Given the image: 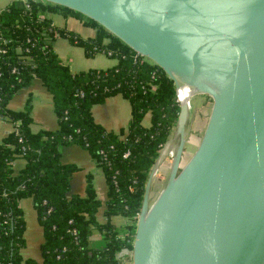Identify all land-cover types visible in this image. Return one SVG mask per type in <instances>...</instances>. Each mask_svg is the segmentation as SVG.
Here are the masks:
<instances>
[{
  "label": "water",
  "instance_id": "1",
  "mask_svg": "<svg viewBox=\"0 0 264 264\" xmlns=\"http://www.w3.org/2000/svg\"><path fill=\"white\" fill-rule=\"evenodd\" d=\"M45 1L96 21L175 85L176 150L153 200L156 160L148 174L131 264H264V0ZM195 95L210 104L182 163Z\"/></svg>",
  "mask_w": 264,
  "mask_h": 264
},
{
  "label": "trees",
  "instance_id": "2",
  "mask_svg": "<svg viewBox=\"0 0 264 264\" xmlns=\"http://www.w3.org/2000/svg\"><path fill=\"white\" fill-rule=\"evenodd\" d=\"M48 11L82 19L95 28L94 35L56 26ZM57 36L83 46L87 55L105 52L117 63L72 71L53 48ZM34 78L52 95L59 121L54 130L30 129L29 99L21 110L7 107ZM116 93L131 104L128 125L120 131L107 129L91 111L94 103ZM176 98L174 82L161 67L80 12L45 0H10L1 7L0 116L15 124L0 142V264H120L132 248L148 174L178 116ZM69 143L88 149L103 169L108 185L104 215L119 213L128 217L126 224L97 219L101 202L90 175L84 194L69 193L77 166L60 160V148ZM18 156L25 164L14 173L12 161ZM26 196L43 230L41 262L21 253L26 222L19 201ZM93 229L105 238L103 246H90Z\"/></svg>",
  "mask_w": 264,
  "mask_h": 264
},
{
  "label": "crops",
  "instance_id": "3",
  "mask_svg": "<svg viewBox=\"0 0 264 264\" xmlns=\"http://www.w3.org/2000/svg\"><path fill=\"white\" fill-rule=\"evenodd\" d=\"M10 0H0V8L3 7ZM51 11H48L46 14L49 16ZM65 21L69 20L76 23V26L81 27L79 25H83L84 28L87 26L83 22L82 19L68 14L63 15L59 13ZM50 17V16H49ZM68 21V22H69ZM90 26V25H89ZM68 29L74 31L72 27H67V25H63ZM94 28V27H93ZM76 32V31H75ZM95 32V28H94ZM94 32L88 33L86 36L94 35ZM78 33V32H77ZM83 36V35H82ZM64 37L57 36L56 38ZM67 38V37H65ZM68 39V38H67ZM66 40V39H65ZM68 43H73L69 39L66 40ZM62 39H58L54 41V50L57 52L62 61L67 63L72 71H80L90 68H107L114 66L117 63L116 60L113 61L104 59L102 57H98L93 61H86L83 56H79V61L74 64V58L72 55H67L63 51L65 47L71 48V45L68 44ZM76 44V43H75ZM78 45V44H77ZM80 46V45H79ZM84 51V49H83ZM111 65V66H110ZM86 66V67H85ZM203 98L202 95H195L193 98ZM30 101V129L34 132L39 130H54L58 127L59 121L58 116L56 115L53 108V100L50 91L43 84V82L39 78H34L32 82L23 88H20L17 92H15L7 102V107L11 110H21L24 108L26 102ZM92 115L94 119L105 126L107 129L120 131L121 129H126L130 116H131V104L127 97L123 96L121 93H116L107 96L103 101L94 103L91 108ZM145 118V117H144ZM149 120V119H148ZM144 124H148V121L143 120ZM14 122L3 118L0 116V142L3 137L6 136L13 128ZM60 160L64 163H74L77 166V169L71 174L70 177V190L69 193H85V185L87 182V176H91V181L93 183L96 196L100 199V206L96 213V217L99 221L103 222L109 220L116 226H123L126 224L128 217L123 216L119 213L111 214L109 217L104 215V209L106 207L107 200V181L104 174L103 169L98 165L95 158L90 154L88 149L83 147L77 143H69L62 145L60 148ZM25 164L24 157L18 156L12 161V169L14 173H17ZM20 206L23 209L24 217L26 210L33 214V211L37 217V213L30 196L22 197L19 201ZM38 221V218H36ZM26 220V219H25ZM26 222V221H25ZM39 222V221H38ZM40 224V223H39ZM41 226V225H40ZM26 229L24 230V238H25V246H26ZM39 241H43V230L41 226L40 239ZM39 244V248L41 245ZM105 243V238L102 233L98 229H93L92 233L89 237V244L92 247H101ZM23 248L21 249L22 256L26 258V255L23 254ZM40 255L36 256L34 259L41 262L42 261V253L40 249ZM30 257V256H28ZM33 258V257H32Z\"/></svg>",
  "mask_w": 264,
  "mask_h": 264
},
{
  "label": "rangeland",
  "instance_id": "4",
  "mask_svg": "<svg viewBox=\"0 0 264 264\" xmlns=\"http://www.w3.org/2000/svg\"><path fill=\"white\" fill-rule=\"evenodd\" d=\"M49 16L56 26L63 27V25L66 24L67 27L68 26L72 27L74 31L78 32L79 34L83 36H86L88 33L90 34L91 32L92 33L94 32V28L92 26L87 25L85 26L86 28H84L83 25H79L81 27H78L76 26V23H74L73 21L71 22L69 20H68L69 22L67 20L65 21V19L62 18V16L59 15L58 12L51 11ZM58 39H62L65 42H67L66 40H68L65 37H59V38H55L54 41ZM54 41H53V48H54ZM104 41H106V38L104 39ZM68 44L71 45V48L69 49L65 47L63 51H65L64 53H67V55H72V58H74V64L79 61L78 59L79 56H83V58H85L87 62L90 60L93 61L98 57H102L107 60H111V59H113V61L116 60L115 59L116 57L110 56L105 52H95L93 55H87L85 51H83L84 49L83 46L81 45L79 46L75 43H68ZM75 65H78V64H75ZM202 96L203 98L200 97V99L197 97L196 98L194 97L192 99L191 108L189 110V114H188L187 122H186L187 139H186V144L184 147L182 163H184L185 160H187L191 156V154L194 152V149L196 148V145H197V139L200 137L205 121H206L210 103H208L209 99L207 95H202ZM148 119H149V115L146 114L144 120L148 121ZM174 131L175 129L173 127L170 133V135L172 134L173 138H175ZM170 161H171L170 155H164L162 162L159 163V165H155L154 174H153L152 182L150 186V199L151 200H153L156 197V195L158 194L162 185L165 182V179L168 174V169L170 166ZM36 218L37 217L34 211H33V214H31L30 212H27L26 210V213H25V219H26L25 221L27 225L26 246L23 247V251H22L23 254L26 255V257L30 256V257L35 258L36 256L40 255L39 254L40 253L39 244L41 241H39V239H40L41 226ZM125 261L127 264H131L130 254L127 255V257L125 258Z\"/></svg>",
  "mask_w": 264,
  "mask_h": 264
},
{
  "label": "built area",
  "instance_id": "5",
  "mask_svg": "<svg viewBox=\"0 0 264 264\" xmlns=\"http://www.w3.org/2000/svg\"><path fill=\"white\" fill-rule=\"evenodd\" d=\"M177 99V98H176ZM178 100V99H177ZM190 108H191V101H190ZM168 143V141H166L163 145H162V147L159 149V153H158V156L156 157V165H159V163H161L162 162V160H163V156L164 155H170V157L172 158V156H173V154H162V150L165 148V146H166V144ZM129 153V151L127 150L125 153H124V155H127ZM165 158V157H164ZM154 174V173H153ZM135 218H136V216H135ZM127 256H122L121 255V257H120V264H127L126 263V261H125V258H126ZM130 259H131V257H130Z\"/></svg>",
  "mask_w": 264,
  "mask_h": 264
},
{
  "label": "bare ground",
  "instance_id": "6",
  "mask_svg": "<svg viewBox=\"0 0 264 264\" xmlns=\"http://www.w3.org/2000/svg\"><path fill=\"white\" fill-rule=\"evenodd\" d=\"M184 90V89H182ZM192 99L193 97L190 99L191 103H192ZM190 101L187 103V108L189 110L190 108ZM176 140L173 138V139H170L168 141V143L166 144L165 148L162 150V154H174L175 153V150H176V144H175Z\"/></svg>",
  "mask_w": 264,
  "mask_h": 264
}]
</instances>
